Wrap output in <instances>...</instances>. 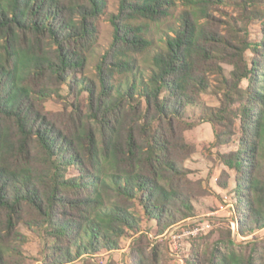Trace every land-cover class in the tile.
<instances>
[{"label":"trees","instance_id":"trees-1","mask_svg":"<svg viewBox=\"0 0 264 264\" xmlns=\"http://www.w3.org/2000/svg\"><path fill=\"white\" fill-rule=\"evenodd\" d=\"M220 2L184 0L144 76L134 55L153 45L145 22L171 16L175 1L119 0L112 40L89 78L106 0H0V264H20L21 226L45 241L42 264H67L117 249L126 228H139L136 200L162 226L157 235L187 219L194 196L183 163L196 148L184 138L193 126L184 115L209 89L219 95V106L203 108L216 146L230 143L239 121L237 148L217 154L221 189L234 172L236 235L264 228V38L251 42L231 22L230 35L214 31L203 19ZM245 3L239 20L260 22L264 34V0ZM53 98L71 99L63 118L46 110ZM252 243L245 253L229 237L225 251H195L187 264H264Z\"/></svg>","mask_w":264,"mask_h":264},{"label":"rangeland","instance_id":"rangeland-1","mask_svg":"<svg viewBox=\"0 0 264 264\" xmlns=\"http://www.w3.org/2000/svg\"><path fill=\"white\" fill-rule=\"evenodd\" d=\"M174 1L175 6L171 9V16L159 22H145L148 27L146 37L153 42V45L146 53L134 55L141 75L149 74L152 54L164 47L166 34L171 33V26L178 24L177 17L186 8L184 0ZM245 2L247 0H223L220 3H212L207 11L208 19L203 21H209L208 25L214 31L227 36L231 34L228 22L236 23L239 28L241 27L240 34L245 35L251 42H259L264 38L260 22L239 20L244 14L242 6L246 5ZM118 6L119 0H106L104 13L95 21L96 39L88 53L85 70V75L89 78L93 77L97 60L112 40L113 28L109 17L118 11ZM247 7L251 9L250 5ZM133 22L139 24L141 19ZM252 55L250 51H247L249 58ZM222 66L227 75L231 67L226 64ZM261 74L263 71L258 72L257 87L262 86ZM210 78L214 84H218L215 76ZM114 81L118 85L124 81V78L116 74ZM247 84V81L242 82L243 87ZM218 96L209 89L199 96L197 104L188 106L185 110L184 120L192 123L193 126L184 131V138L196 148V151L183 163L190 169L187 175L189 182H186L183 187L194 196L191 200L193 210L190 216L166 228L163 234L157 235V231L161 230L162 226L157 227L153 220L148 219L136 200L133 210L138 219L139 228L136 227L133 230L126 228V233L119 239L117 249L85 254L67 264H187L195 251L204 252L212 248H221L225 251L224 246L229 237L236 243L244 245L243 248L235 246L234 248L238 251L249 252L252 242L255 241L256 246L260 247V253H264V228L247 237L236 235L234 172L227 171L228 187L226 189H221L217 184L225 169L217 154L236 149L238 146L236 139L240 134L239 121H237L233 126L234 135L230 143L219 146L214 144V129L211 123L205 121L203 108L219 106ZM70 102L71 99L61 101L60 98H53L46 101L45 107L47 111L54 114V118L58 119L62 117L65 107ZM217 128L219 129L218 126ZM69 174H75V171L70 169ZM229 229L231 234L228 232ZM20 230L25 235V241L21 244L20 264H42L45 241L33 229L21 226Z\"/></svg>","mask_w":264,"mask_h":264},{"label":"built area","instance_id":"built-area-1","mask_svg":"<svg viewBox=\"0 0 264 264\" xmlns=\"http://www.w3.org/2000/svg\"><path fill=\"white\" fill-rule=\"evenodd\" d=\"M232 225H233V222H232Z\"/></svg>","mask_w":264,"mask_h":264}]
</instances>
